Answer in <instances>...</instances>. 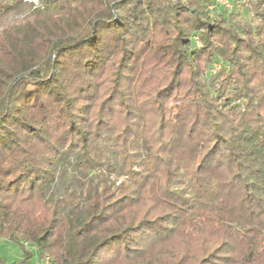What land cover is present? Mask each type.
<instances>
[{"label":"trees","instance_id":"1","mask_svg":"<svg viewBox=\"0 0 264 264\" xmlns=\"http://www.w3.org/2000/svg\"><path fill=\"white\" fill-rule=\"evenodd\" d=\"M211 3L0 0V264H264V0Z\"/></svg>","mask_w":264,"mask_h":264},{"label":"rangeland","instance_id":"2","mask_svg":"<svg viewBox=\"0 0 264 264\" xmlns=\"http://www.w3.org/2000/svg\"><path fill=\"white\" fill-rule=\"evenodd\" d=\"M25 1L31 4L33 8H36L39 4V0H25ZM208 11L210 12L209 8H208ZM193 38H196L197 40L196 44L198 43L200 45L198 38L197 37H193ZM193 38L191 39L194 40ZM199 45H196V46H199ZM218 69H219V64L214 63L211 69L208 70V74H214L215 72L218 71ZM22 243H23L24 248H25L24 243L29 244L28 246L30 247L26 248L28 250H30V248L32 247L30 243L27 241H24ZM115 252H116L115 244H110L109 246H107L106 248H104L97 254V256L95 257L93 261V264H103L106 260L113 257L115 255ZM0 258L6 261L7 263H12L22 258V252L18 249L17 245L14 242H11L5 239H0ZM38 263L39 262L37 261L36 257L33 256L28 264H38Z\"/></svg>","mask_w":264,"mask_h":264},{"label":"built area","instance_id":"3","mask_svg":"<svg viewBox=\"0 0 264 264\" xmlns=\"http://www.w3.org/2000/svg\"><path fill=\"white\" fill-rule=\"evenodd\" d=\"M212 3L211 5L208 6L210 12L213 11V9L216 7V6H219V7H222L226 10H231L232 7L235 5V4H238L240 2H243V3H247L249 2V0H211ZM194 40V43L196 44V38H193ZM196 45H199L198 43ZM29 244L28 243H24V246L25 248L27 247H30L28 246ZM39 263L38 264H53L51 262V259L49 256H45L43 259H41L40 261H38Z\"/></svg>","mask_w":264,"mask_h":264}]
</instances>
